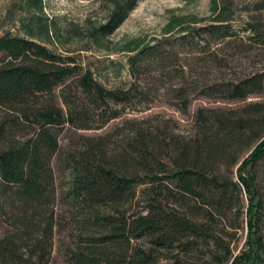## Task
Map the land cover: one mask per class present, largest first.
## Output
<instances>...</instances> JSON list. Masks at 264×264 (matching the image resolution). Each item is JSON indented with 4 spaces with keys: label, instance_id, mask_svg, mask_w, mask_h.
<instances>
[{
    "label": "trees",
    "instance_id": "1",
    "mask_svg": "<svg viewBox=\"0 0 264 264\" xmlns=\"http://www.w3.org/2000/svg\"><path fill=\"white\" fill-rule=\"evenodd\" d=\"M105 1L101 35L138 2ZM228 12L211 0L200 25L126 47L127 89L35 40L33 27L52 31L42 16L0 36V264H264V100H249L264 94V25L237 29ZM250 54L256 66L237 70ZM151 94L181 114L208 104L185 133L168 119L128 126L112 157L109 135L79 134Z\"/></svg>",
    "mask_w": 264,
    "mask_h": 264
},
{
    "label": "rangeland",
    "instance_id": "2",
    "mask_svg": "<svg viewBox=\"0 0 264 264\" xmlns=\"http://www.w3.org/2000/svg\"><path fill=\"white\" fill-rule=\"evenodd\" d=\"M27 0H0V36L5 32L25 35L29 17L39 15L46 18L52 31L47 36L37 27L32 28L35 40L46 44L51 50L63 55H72L83 67L89 69L97 81L108 89H127L131 84L128 73L126 47L134 43H149L161 39L174 23L176 31L180 27L198 26L213 17L211 0H138L121 24L111 33L101 35L97 28L103 24L111 5L105 0H41V7L34 8ZM227 7L234 26L239 29L249 22L255 26L264 25V0H218ZM173 27V26H172ZM249 55L240 60L237 70L250 71L257 60ZM254 63V64H253ZM249 100H264V94ZM151 101V102H150ZM207 100L196 99L187 114H181L165 103L163 95L151 94L148 105L132 104L126 107L115 120L101 130L82 131L79 134L95 137L107 134L109 144L107 156L118 153V142L127 134V127L145 119L171 120L175 133H185L193 121V113ZM157 120V119H156ZM61 143H69L72 132L61 136ZM109 148V149H108ZM111 149V150H110ZM109 150V151H108ZM57 185L60 191L65 183V174L57 172ZM246 234L245 221L238 235L243 242ZM57 245V241H56ZM54 264H63L60 258Z\"/></svg>",
    "mask_w": 264,
    "mask_h": 264
}]
</instances>
